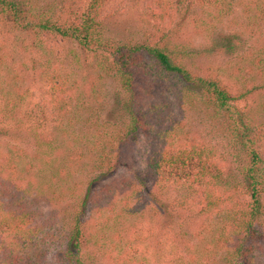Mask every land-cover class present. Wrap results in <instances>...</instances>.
Returning a JSON list of instances; mask_svg holds the SVG:
<instances>
[{"label":"trees","instance_id":"1","mask_svg":"<svg viewBox=\"0 0 264 264\" xmlns=\"http://www.w3.org/2000/svg\"><path fill=\"white\" fill-rule=\"evenodd\" d=\"M195 7L207 8L210 25L238 9L231 24L252 34L264 28V0H0V135L31 141L30 152L0 162V264H31L23 252L43 231L36 208L68 200L63 264H100L93 250L102 251L97 237L108 230L111 247L102 252L112 264H264V121L252 114L264 116V48L238 56L246 42L231 32H216L204 48L183 45L184 16ZM132 9L134 30H118ZM228 53L249 62V83L231 63L195 62ZM83 64L117 82L103 115L92 106L96 83L76 79L73 68L84 74ZM150 73L174 81L182 108L201 104L245 166L181 122L153 129L146 115L156 106L139 105L143 89L159 84ZM142 133L143 173L96 190ZM82 165L94 173L86 190L70 182ZM141 189L150 198L137 212L130 201Z\"/></svg>","mask_w":264,"mask_h":264},{"label":"rangeland","instance_id":"2","mask_svg":"<svg viewBox=\"0 0 264 264\" xmlns=\"http://www.w3.org/2000/svg\"><path fill=\"white\" fill-rule=\"evenodd\" d=\"M205 9L207 8L195 7L185 14L182 23L185 25V28H183L185 32V40H182L181 42L183 45L189 44V46L204 48V46L209 45L212 41L215 40L217 34L216 32H221L223 34H229L231 32L234 34H238V37L241 39V41L246 42V44L242 45L241 49L238 50V56H240L245 51V49L247 50L248 48H256L262 51V49L264 48V28H261L259 29V31L255 32V34H252L250 33L251 31H244L235 24H231L229 20H235L234 18L236 17L237 21V19L241 16L238 9L232 10L233 14L223 17L219 23L213 22L210 25L208 23L209 19L207 18ZM193 10H195V12L191 14ZM135 14L136 13L133 9L128 11L127 15L124 17V20L120 22V25H118L120 27L118 30L124 31L125 29H127L133 31L134 29L132 26V21L135 19ZM195 18L202 22H193V19ZM166 23L167 22L165 20L163 25H165ZM110 29L112 31L116 29L115 24L111 25ZM234 56L235 55H232L230 53L225 55L206 54L205 57H201L200 59L195 60V62L202 63L201 65H206L205 63H209L215 66H226L227 62L231 63L230 65H232V67H239L241 69V75H243V78L245 77L248 80L247 82L249 83L251 81L250 76L253 75L249 74V72L247 71V68L250 67L249 62H242L238 58V56L236 58H234ZM83 66L85 67L84 70L86 71V73L84 74H82L79 70L73 68L77 75L76 79L78 78L83 81V79L85 78L87 81L92 80L94 83H96L94 89L99 91V93H97V96L100 99H98V102L93 103L92 106L95 109L94 112L98 110L99 114L103 115L105 112H107V110H109L107 104L110 103L113 98V92L117 89V82L116 80L114 81L112 77L108 76V74L101 71V66H99L101 74L100 76L97 75V72L99 70L91 73L86 64H83ZM230 73L231 69L229 68L226 70V74ZM221 74L223 75L224 73L222 72ZM147 76L148 81L155 80L159 84L156 88L153 89V91H148V89L142 88V98L140 99L139 105L143 107L144 111H147L153 105L156 106V108L152 111L149 110L150 112H148L146 115L147 119H154L152 125L153 129H156L160 122H166L168 119L170 120L169 123H172V120H174L176 124L178 122H181L182 129L184 131H192L195 133L199 132L205 138H211L212 144L220 153H225L226 155H228L235 164L239 163V165L245 166V161L243 158L244 155L239 151V147L236 151L229 147L225 139L231 136H228L226 130L224 131L223 129H221V126L218 123H211L209 117L206 116L205 112H203L204 109L202 108L201 104H199V107L197 109H190L189 106H184V108H182L178 103V92H176L177 86L174 85V81H172L171 83L166 79L158 80L157 77H154L155 74L153 75L151 73ZM141 79L142 77L139 80ZM86 80L83 81L85 84ZM166 112L168 113V117L166 116ZM252 114H254L253 118L256 122L260 123L264 121L263 114H257L256 109ZM221 121L222 119H220V123ZM13 136V134L0 135V162H4L8 156V158H16L17 153L21 151L25 154L27 152H30V139L12 138ZM7 145H9V147H6ZM9 149H12L13 151V154L10 153L12 154L11 156L8 155ZM148 150V137H146L142 133L140 142L137 144L136 148L132 151L130 150L128 154L125 153V150L121 152L122 157L120 165H118L116 169L112 170L111 176L105 178V180H103L100 184H95L96 190L100 189L102 185L109 184H112L114 187L118 185V189H120L123 187L121 184L125 180V178L131 179L136 178V176H140L145 169V159L147 157ZM25 154L21 158H24ZM76 169L78 168H75V170ZM80 169L79 172L73 173L70 182L72 183L74 179V181L82 184L83 189L86 190L87 184L93 178L94 173H92L89 167H86L84 165H82ZM24 180L28 181V178L24 177ZM146 196L147 195L145 194V192L142 191L141 196H134V199L130 201V206L134 207L137 212L140 211L144 205V198L145 200H148L150 198H146ZM45 202H41L39 207L36 208L37 215H39L38 223L43 226V231L38 233V237L34 239L35 246H32V248L24 249L23 256L24 258L28 259L31 264H63L60 262V258L62 256L60 245L65 234L66 222L64 218H66L67 221L73 219L74 209H72L71 206L68 205L69 200L55 203L54 205H48V203L46 204ZM74 202V199H70L71 204H73ZM88 208L91 209V205H88ZM65 209L68 210L67 213H65ZM87 214H91V210L86 212V215ZM147 220L149 221V218ZM102 234L104 237L99 235L97 238L101 240V243H104L102 251L105 252L110 246V240L105 238V236L111 235V232L108 230L102 232ZM21 248L22 247H20V250ZM93 248L97 249L96 247ZM17 249H19V247H16V250ZM102 251L93 250L95 256L97 258L99 257V263L112 264V261H109L104 257V253ZM20 254H22V251L20 252Z\"/></svg>","mask_w":264,"mask_h":264}]
</instances>
